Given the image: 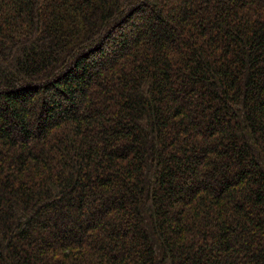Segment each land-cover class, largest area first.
Here are the masks:
<instances>
[{"label": "trees", "instance_id": "obj_1", "mask_svg": "<svg viewBox=\"0 0 264 264\" xmlns=\"http://www.w3.org/2000/svg\"><path fill=\"white\" fill-rule=\"evenodd\" d=\"M0 264H264V0H0Z\"/></svg>", "mask_w": 264, "mask_h": 264}]
</instances>
